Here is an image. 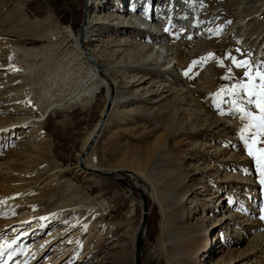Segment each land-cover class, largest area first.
Here are the masks:
<instances>
[{"label": "rangeland", "instance_id": "1", "mask_svg": "<svg viewBox=\"0 0 264 264\" xmlns=\"http://www.w3.org/2000/svg\"><path fill=\"white\" fill-rule=\"evenodd\" d=\"M136 1L0 0V64L19 68L17 71L24 80L18 88L24 89L21 96L29 101L23 105V113L14 112L16 109L0 113L1 121L24 116L30 109L34 114L41 113V102H46L45 93L53 79L54 68L62 66L60 62H66L74 51L69 46L66 31L80 34L83 11L85 20L92 24L86 36L87 46L96 49L101 62H104L103 51L124 50L117 57L115 53L112 61L117 65L123 61L129 67H119V72L111 73L113 78L130 80L134 74H144L155 82L151 89H156L160 83L167 85V91L153 96L155 99L169 98L176 93L167 81V75L176 76L171 66L148 62L140 68L133 67L137 63L131 60L138 56L134 30L124 32L114 25L105 27L94 23L96 14L103 9H108L111 16L100 21L110 22L112 17H117L119 6L126 17H133L131 20L135 22L146 12L157 16L156 20L167 16L171 22L167 33L173 29L174 18L164 2L139 0L136 12L131 9ZM180 2L186 6V19H194L195 15L200 18L198 28H206L202 32L204 40L210 34L215 35L212 37L215 53L197 58L193 63L199 64L200 72L207 71L208 62L213 66L217 111L223 112L219 122L208 125L198 114L188 116L187 112L195 108L183 101L171 109L181 108L184 115L148 118L147 111L168 108L167 100L152 103L145 95L148 93L121 81L117 87V107L94 143L90 158L101 170H131L149 187L139 264H264V219H261L264 207L259 197L261 189L264 193V183H261L264 160L257 162L264 157V132L254 135L258 130H248L251 121L242 119V113L233 107L244 96L241 85L251 82L244 79L245 68L236 67L233 61H251L252 66L264 63V0H176L174 5H181ZM142 26L140 28L144 29ZM182 34L184 32L176 35L177 41L183 39ZM109 41L115 44L121 41L125 45L108 47ZM155 69L161 71L152 75ZM3 71L0 68V74ZM9 76L2 75L0 82ZM135 91L136 96L132 97ZM103 94L104 90L100 89L86 106L74 104L70 108L50 110L37 126L43 139L31 137L32 148L19 145L18 132L24 134L23 130L8 131L0 136V169L30 171L33 186V192L23 196L21 202L9 203L12 199L0 197V209L4 210L0 213V225L16 214V203L24 205V211L19 214L46 206L55 216L51 226L49 223V226L39 227L18 241L5 239L10 237L7 230L13 227L11 224L2 226L0 264H28L31 259V264H53L60 254L54 259L48 258V254L63 238L53 236L52 243L46 238L58 225L61 229L70 227L72 231H81L74 242L76 250L58 264H133L139 205L132 203L134 199L118 181L79 172L75 167L83 142L105 106ZM8 101L0 100V104ZM246 106L251 108L246 99L238 105L239 108ZM121 110L129 114L117 118ZM252 111L259 114L257 109ZM237 146L244 154L243 161L251 160L253 166L247 167L236 156L229 157L231 149ZM21 149L23 157L19 156L18 163H4ZM250 150L252 155H249ZM252 167L257 169L260 186L254 187L246 179ZM122 175L133 183L134 179L128 174L123 172ZM6 181L9 179L0 174V185ZM130 194L139 197L133 189ZM221 196L227 197L222 203ZM85 200L100 204L81 207ZM224 215L230 216L225 223ZM253 223L263 224L255 229L251 227ZM39 225L42 223L31 227ZM50 234L53 235V231ZM35 239L44 242L31 250L28 244ZM222 242L226 245L221 246ZM79 254L84 258L76 261Z\"/></svg>", "mask_w": 264, "mask_h": 264}, {"label": "bare ground", "instance_id": "2", "mask_svg": "<svg viewBox=\"0 0 264 264\" xmlns=\"http://www.w3.org/2000/svg\"><path fill=\"white\" fill-rule=\"evenodd\" d=\"M161 1L165 3L164 5H167V11L170 10L169 15L173 16L174 18L173 22H175V24L173 25V29L169 33H167V31L171 22L167 19V16H162L160 20H156L157 16H151L148 12L142 15L139 14L140 16L135 19L139 23L137 26H135L137 22L131 20L133 19V17H131V19L129 17L127 18L125 13H123V9L119 6H117V11L119 12L117 13V17H112L110 22L104 21L105 23L103 24V21H100V19L102 18H109V16H111V14L107 12L108 9L106 11H104L103 9L102 11H98V13L96 14V21L94 23H100L102 25H105V27H109V25H114L123 29L124 32L134 30V32L136 33V37L138 38L136 42L138 46V56L137 58H135V60H131V62L137 63L136 65H133V67L140 68L141 65L148 62L151 65L155 66L161 65L166 66L167 68L171 66V71L175 73L176 76L174 77L171 75H167V81L169 82V87H173L174 89H176V93H174L169 98L161 96L160 98L155 99L153 96H159L161 95V93L167 91L165 89L167 85H165L164 83L163 85H161L160 83L156 89H151L152 86H154L153 84L155 82L151 80L149 76H145L144 74L139 76H137V74H134L133 76H131L130 80L121 79L122 82L120 80L117 81L115 78H113L111 76V73H116L117 71L119 72V67H129V65L123 61L118 65L117 63H114L115 61H112L113 55H115V53H117V57L124 50L121 48H117L116 50H113V53L103 51L102 55L104 56V62H101L99 56L95 54L96 49L94 47L87 46L86 36L89 29H91L92 24L87 22L84 18V22L81 28V37L79 36V34L75 35L72 30L66 31L68 41L70 43L69 46H72L74 51L69 55L68 60L66 62H60L62 66L58 65L56 66V68H54L55 70H53V79H51V81L49 80L50 83L48 89H45L46 102H41V113H39L38 115L34 114L33 112H31L30 109L27 113H25L26 115L24 116L13 117L12 119H8L5 121H1L0 119V136L3 137V135H5L8 131L12 132V130H23L25 131L24 134H20V132H18V137L20 141L19 145H24L26 148H29L32 146L31 137H38L43 139V135L42 133H40V131L37 130V126L38 123L45 117L46 114H48L50 110H52L53 108L69 107L71 105L86 106L94 100L96 93L100 89H103L104 94L102 101L105 106L100 112V118L102 116H104V118L101 123L99 118L93 128L88 133V135L86 136L85 141L82 145L81 152L86 148L87 151L83 153L81 157L80 152L78 163L75 166L79 172L87 173L90 175H96L97 173L93 171L101 169L99 167L97 168V166L94 165L93 161L90 158V152L93 148L94 143L100 136L103 128L107 124L108 118L113 115V111L115 110V106L118 102L117 87L119 86L120 82L128 86H135L139 90L148 93L145 95L149 96V99L152 103H159L164 99L167 100L166 103L168 108L163 110H160L161 108H155L151 111H147L146 114H150L148 118L168 119L171 118V116H178L179 114L184 115L185 111L181 108H177L175 110L171 109L175 104H178L179 102L183 101L186 102L190 107L195 108V110H191L192 112H187L188 116L192 115V113L195 115L198 114L199 116L203 117L206 122L209 123L208 125L218 123L221 116L223 115V112L217 111V104L215 100L217 92L212 81L213 66L210 64V62H208L209 67L207 71L200 72L198 66L199 64L193 63L197 60V58H200L202 56L209 57L210 55H213L215 53L216 45L212 41V37H215V35L210 34V36L207 37L208 39L204 40L205 35H203L202 32L203 30H206V28L204 26L202 28H198L200 18H196L195 15L194 19H186L184 17V7L186 6L183 5L181 2V5L179 3L177 5H174L176 0ZM123 3H125V0H123ZM162 4L163 3H161V5ZM137 7H139V0L136 1V3L132 6L131 9L137 12ZM164 13H166V11ZM197 17L199 16L197 15ZM140 25H143L142 27H144V29L140 28ZM181 32H184V34H182L183 39L177 41L175 37H177L176 35L181 34ZM148 35H150V37H148ZM196 37L199 38V40H195ZM185 39H190L192 41H188ZM100 40H102V38ZM154 44L157 46V48H155ZM107 45H109L108 47H121L124 46L125 43L119 41V43L115 44V41H109ZM14 62L16 63L15 59L13 63ZM0 68L4 69L3 73L0 74V78L2 77V75L4 76V74H7V76L10 75L6 81L1 80L0 82V100H2L3 102L9 100V103L7 104H0V113L14 111L15 109L16 111L14 112L23 113L22 109H25L23 105H25V103L27 102L29 103V101L26 102L23 96H21V93L24 89L22 90L21 88H18L19 86L21 87V82L24 80L23 77H21V73L17 71L19 70V68L16 70L12 65L8 67H3L2 64H0ZM159 71L161 70L155 69L154 71H152V75H154L155 73L158 74ZM158 81L159 80H157V82ZM135 94L136 91L134 92L132 97L136 96ZM181 95L182 97H180ZM147 100L148 98H146V102ZM121 102L124 103L125 100L124 102ZM122 114L127 115L129 113L127 110H121L119 111V114H117V118H120ZM88 143L89 146L87 147ZM16 151L14 154V158H11L10 160H7L4 163H18V159L21 157L20 155H22L23 157V152L22 149ZM242 153L243 152L240 151L239 147L237 146L236 148L234 147L231 149L229 157L236 156L237 159L243 161L244 154ZM243 163L247 167L253 166L251 160L243 161ZM117 171H124V173L132 177L135 182L133 181V183H128L132 186L141 187L144 193L146 194V197L149 199V187L145 182L142 181L140 177L137 176L136 173L127 169H117ZM30 173L31 172L28 170H22L18 172L16 170L11 171L6 168L4 170L0 169V174H2L3 177L9 179V181H6L4 185H0V197L5 198L7 200L12 199L9 201V203H14L15 201L21 202V198L23 196L25 197L26 195L33 192V186H31L32 179ZM258 177L259 176L257 175V169L255 167L250 168V171L246 173V179L249 180V182L253 183L254 187L260 186V181ZM17 193L18 196H16ZM127 194L128 196H130L129 193ZM132 197L134 198V200ZM132 197V203L135 202L136 204H138L139 198H136L134 196ZM259 197L263 204L262 207H264L263 189L259 191ZM225 198L227 197L221 196L220 200H222L220 203H222ZM92 204L99 205L100 202H95L93 200H85L81 207H87ZM14 207L17 209V211L15 212L16 214L13 216V218L6 219V221L0 225V230L2 229V226L7 224H11L13 226L11 227V229L7 230V235L10 237L6 236L5 239H14L15 241H18L24 236L27 237L29 232L38 229L42 226H49V223H51V226L54 222L53 220L55 216L53 217L51 210L48 209L46 206L35 208L34 210H25V212L20 214L19 211H24L22 209L24 205H17L16 203ZM3 211L4 210L1 211L0 209V213H2ZM129 215L130 214L128 212L127 217ZM224 216L225 217L223 218V222L225 223L226 221H229L230 216ZM30 223H33L32 225L42 223V225L34 226L32 228V225ZM262 224L263 223H253L251 227L258 228L262 226ZM61 227V225H58L56 227L54 226L53 228L55 229L52 230L53 235L50 234V232H52L50 230V235L48 234L49 238H46L50 240V243L53 242V238L57 235L58 239L63 238L57 246L52 248L50 254H48V258L50 259H54L60 254L58 258L53 261V264H58L63 260L66 261L68 258H70L69 254L76 250L74 248V242L78 237V233L81 232L78 229L72 231L71 229H69L70 227H65L62 229ZM43 242L44 240L39 241L38 239H35L34 241L32 240L31 242H29L28 246H32L31 250L37 249L38 246L41 245V243ZM233 243L236 244L237 241H234ZM225 245L226 243L222 242L221 246ZM50 247L51 246H49L48 248L50 249ZM82 258H84V256L79 254L75 258V260ZM31 263H33L32 259L28 261V264ZM64 264H66V262H64Z\"/></svg>", "mask_w": 264, "mask_h": 264}, {"label": "snow or ice", "instance_id": "3", "mask_svg": "<svg viewBox=\"0 0 264 264\" xmlns=\"http://www.w3.org/2000/svg\"><path fill=\"white\" fill-rule=\"evenodd\" d=\"M233 63L236 67L245 68L244 79L251 80L250 83L241 85V91L244 93V96L241 97V100L236 101L233 107L236 111L242 113V119L251 121L248 125V130L255 128L258 131L254 135H259L261 132H264V63L255 66H252L251 61L247 60L243 62L234 60ZM245 99L247 105H250L251 108L247 106L244 108L238 107ZM252 109H257L259 114H254ZM249 155H252L251 150L249 151ZM261 160H264V157L258 158V164H260ZM261 183H264V164H261ZM261 219H264V216Z\"/></svg>", "mask_w": 264, "mask_h": 264}, {"label": "water", "instance_id": "4", "mask_svg": "<svg viewBox=\"0 0 264 264\" xmlns=\"http://www.w3.org/2000/svg\"><path fill=\"white\" fill-rule=\"evenodd\" d=\"M83 19H84V11H83L82 20ZM81 35H82V30L80 31L79 36L81 37ZM103 118H104V116H102L100 118V123L102 122ZM88 146H89V143H88L87 147ZM86 151H87V148L81 152L80 157ZM93 172L97 173V175L107 177V178H112V179L118 181L119 183H121L125 187V189L127 190V193H129V194H130L131 189L135 190L138 193L139 200L138 199L137 200L139 201L138 205L140 208V220H139V224H138V227L136 229V232L134 235V241H133V264H139L140 263V247H141L142 238H143L144 232H145V223H146V218H147V213H148L146 194L144 193V191L142 190L141 187L132 186L131 184L128 183V181L122 175V173L124 171L118 172L117 170L116 171L94 170ZM130 196L132 197L131 194H130Z\"/></svg>", "mask_w": 264, "mask_h": 264}]
</instances>
